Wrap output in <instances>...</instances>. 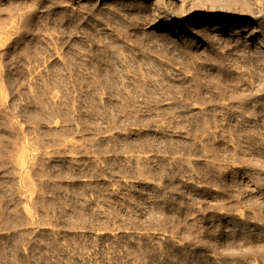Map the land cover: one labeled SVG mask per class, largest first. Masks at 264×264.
Returning <instances> with one entry per match:
<instances>
[{"label": "rangeland", "instance_id": "1", "mask_svg": "<svg viewBox=\"0 0 264 264\" xmlns=\"http://www.w3.org/2000/svg\"><path fill=\"white\" fill-rule=\"evenodd\" d=\"M259 42L264 0H0V264H264Z\"/></svg>", "mask_w": 264, "mask_h": 264}, {"label": "bare ground", "instance_id": "2", "mask_svg": "<svg viewBox=\"0 0 264 264\" xmlns=\"http://www.w3.org/2000/svg\"><path fill=\"white\" fill-rule=\"evenodd\" d=\"M144 6H147L146 4ZM213 11V10H211ZM261 14V13H260ZM260 14L258 12H242V11H236L232 15V20L236 23H243L246 24L244 28L241 31H245L247 29L248 24L251 22L256 23L252 30L247 32L246 34L242 35L241 32L235 31L232 33L233 36L242 37L245 38V40H253L257 36L258 33H260L263 23L259 21ZM163 20L168 19V16L166 13L161 11V16ZM216 17L215 13H210V9L205 7V5L202 4H195L192 2L188 3L187 10L181 15V20H186V26L182 28H178L177 30H174L176 33L185 34L188 32V29L191 25H195L197 22L202 20H211ZM250 26V25H249ZM176 27V26H175ZM224 28L218 27L216 25L211 27V31L214 34L222 32ZM254 50L258 53H262L264 51V43L259 42L254 46ZM262 113H264V107L262 108ZM146 182V181H145ZM150 182V181H149ZM149 182H146L149 184Z\"/></svg>", "mask_w": 264, "mask_h": 264}]
</instances>
